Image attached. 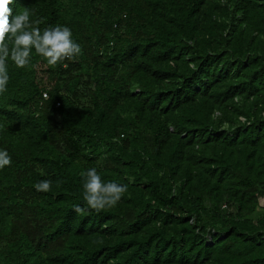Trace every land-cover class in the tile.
<instances>
[{
    "label": "trees",
    "instance_id": "obj_1",
    "mask_svg": "<svg viewBox=\"0 0 264 264\" xmlns=\"http://www.w3.org/2000/svg\"><path fill=\"white\" fill-rule=\"evenodd\" d=\"M9 7L82 52L6 62L0 264H264V0ZM91 168L127 191L78 214Z\"/></svg>",
    "mask_w": 264,
    "mask_h": 264
},
{
    "label": "clouds",
    "instance_id": "obj_2",
    "mask_svg": "<svg viewBox=\"0 0 264 264\" xmlns=\"http://www.w3.org/2000/svg\"><path fill=\"white\" fill-rule=\"evenodd\" d=\"M11 3L12 0H0V93L7 91L9 76L6 62L9 57L16 67L24 68L29 64L32 48H35L36 53L44 57L49 66H55L66 60H74L82 52L81 46L72 39V31L69 27L58 25L54 28H46L41 34L38 27H32L29 21V10L25 9L13 16L12 9L9 7ZM35 23L38 24L39 21ZM27 28L32 30L27 31ZM6 37L12 40L11 49L5 43ZM10 164L11 157L7 151H0V168ZM82 176L84 177L83 202L85 207L75 205L73 211L78 214L89 210L99 213L112 208L127 191V185L111 181L105 183L95 168L86 170ZM132 179L129 177L130 181ZM34 187L38 192H49L51 181L42 180Z\"/></svg>",
    "mask_w": 264,
    "mask_h": 264
},
{
    "label": "built area",
    "instance_id": "obj_3",
    "mask_svg": "<svg viewBox=\"0 0 264 264\" xmlns=\"http://www.w3.org/2000/svg\"><path fill=\"white\" fill-rule=\"evenodd\" d=\"M43 96H46V93H43Z\"/></svg>",
    "mask_w": 264,
    "mask_h": 264
}]
</instances>
